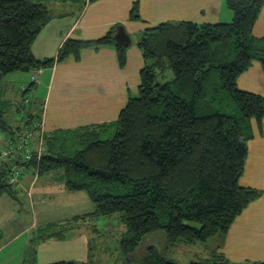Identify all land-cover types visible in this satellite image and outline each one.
Instances as JSON below:
<instances>
[{
  "label": "trees",
  "instance_id": "obj_1",
  "mask_svg": "<svg viewBox=\"0 0 264 264\" xmlns=\"http://www.w3.org/2000/svg\"><path fill=\"white\" fill-rule=\"evenodd\" d=\"M44 1L49 0H0V82L22 67L43 71L69 57L80 59L85 49L105 46L116 48L118 63L125 67L129 46L115 38L121 26L95 39L67 38L57 57L37 58L33 43L52 21ZM227 1L234 13L227 23L164 22L140 33L138 48L145 62L140 92L115 122L43 132L41 160L34 156L24 171L61 174L69 192H88L95 210L41 232L39 240L63 239L87 216L121 213L125 232L120 245L127 264H178L154 245L139 251L144 237L157 231L171 244H215L213 257L191 264H264L233 263L217 252L236 217L264 193L240 183L254 139L253 120H264V96L238 85L254 62H264V36L253 34L264 0ZM129 17L144 21L138 0ZM167 69L174 73L172 80L158 82ZM32 81L31 87L38 80ZM5 113L0 103V131L7 138L1 150L26 128L40 134L33 117L45 125L44 110L26 113L30 116L18 126ZM13 157L0 159V198L14 196L12 169L22 160Z\"/></svg>",
  "mask_w": 264,
  "mask_h": 264
},
{
  "label": "crops",
  "instance_id": "obj_2",
  "mask_svg": "<svg viewBox=\"0 0 264 264\" xmlns=\"http://www.w3.org/2000/svg\"><path fill=\"white\" fill-rule=\"evenodd\" d=\"M53 1L55 12L51 4L44 1L51 9L52 21L43 27L41 34L33 43L32 51L37 58H55L67 38L85 40L99 38L112 26H121L125 29L131 43L127 45L129 46L126 51L127 64L123 68L118 63L114 46L85 49L78 60L69 57L66 61L56 62L54 67L44 68L36 82L38 83L36 93L39 97L41 96V100L32 102L31 104L36 105L29 110L24 105H28L24 88L19 89L26 86L27 81L20 83L16 87L18 90L14 86L8 88L9 94L13 91V96L9 97V101L7 98L5 101L11 102L10 107L15 105V101L20 105L23 104L25 106L23 116H27L26 113L39 114L42 104L45 103L44 131L48 132L116 121L130 97H135L133 95L140 92V70L145 62L142 51L138 48V42L134 43L131 38L133 33L140 35L147 26H157L164 22L193 21L197 24H215L229 22L234 17L227 0H138L140 15L144 20L139 22H132L129 17L136 0H86L84 3L81 0ZM255 23L253 34L262 38L264 36V5ZM32 73L31 71V77ZM19 77L26 78L24 74ZM238 85L240 89L257 92L264 96V62H254L250 70L238 78ZM39 89L45 90V93L40 95ZM20 94L22 95L19 98ZM20 108V106L16 107V112H20ZM11 113L12 110L9 113L10 117ZM32 120L34 123L38 122L36 116ZM252 127L254 139L248 144L249 155L240 183L264 192V120L259 123L254 119ZM35 136L34 143L37 138L39 139L37 134ZM6 140V135L0 131V150L6 144ZM56 174L59 177L58 173L52 172L43 176H35L31 171L25 173V176L16 184L14 196L3 194L0 204L5 197L7 201L13 198L14 203L18 204L19 194L24 195L28 191L30 194L28 197L35 208V197L38 198L46 192L45 183L47 184V181ZM40 179L42 181L38 185ZM0 207L4 211V207L1 205ZM14 210L15 214L12 213L13 216L9 218H14L16 215V207ZM69 221L71 219H66L60 227L62 228ZM31 241L28 240L25 247L29 246ZM221 244L219 252L226 255L227 259L233 263L264 260V193L236 217ZM4 247L6 246H0L1 249ZM18 253H20L18 257L9 255L4 257L6 263L3 264H25L22 250Z\"/></svg>",
  "mask_w": 264,
  "mask_h": 264
},
{
  "label": "rangeland",
  "instance_id": "obj_3",
  "mask_svg": "<svg viewBox=\"0 0 264 264\" xmlns=\"http://www.w3.org/2000/svg\"><path fill=\"white\" fill-rule=\"evenodd\" d=\"M85 1L81 0L83 3ZM48 2L55 12L54 1L49 0ZM171 23L179 22L171 21ZM131 38L135 43L140 40L141 36L138 33H133ZM21 74H24L26 78L21 79L19 77ZM30 74L31 71H23L21 69V71L10 72L0 82V100L4 102L0 103L1 106H5V115H7V118L11 120V124L13 123L14 126L20 124L25 106L29 110L36 105L35 103L31 104L32 102L41 100V96L39 97L36 93L38 83L31 87L33 81ZM173 77L174 73L172 69H167L165 74L160 75L158 82L170 81ZM24 80L27 81L26 86L23 85L24 87L19 89L24 88V91L28 90L27 94H25L28 99V105L24 104L25 106H23V104L20 105L19 102L15 101V105L10 107L11 102L9 103L7 101H9V97L13 96V91H10L9 94L8 88L10 89L14 86L17 89L16 87ZM39 90L40 95L45 93V90ZM22 94H20L19 98ZM138 95L139 92L133 96L138 97ZM6 98L8 99L7 101H5ZM18 106L21 107L20 112H16V107ZM38 106L40 108L39 103ZM44 106L45 103L42 104V110ZM11 110L10 117L9 113ZM14 116L16 120H19L18 122ZM3 134L5 135L4 132ZM37 175L35 174V176ZM41 181L42 179L38 181V185H40ZM47 182L44 185L46 192L38 198L35 197V208L32 206L30 198L28 197L30 195L28 191L24 195L19 194L18 204L14 203V199L10 195L12 199H8L7 201L5 197L4 201L1 202L0 205L4 207V211L0 207V246L5 245L6 247L3 249L0 248V264L6 263L4 257L8 255L18 257L20 250L23 252V262H26V264H52L53 262L64 261L89 262V264H127V259L124 257L120 245L122 235L125 232V225L120 223L121 220L119 217L121 213L108 217L90 219L88 214L95 210V205L92 203L88 192L80 191L69 193L65 189L66 182L61 179L60 174L59 177L57 174L53 175L51 180ZM11 184H13L14 190L17 189L16 182ZM7 194L9 193H4V196H7ZM15 207L17 210L16 215L14 218H9V216H13L12 213L15 214ZM83 215H88L86 221H82L74 231H70L68 234L66 233V237H63V239L51 237L46 240H42L41 238L39 240L38 237L41 235V232L44 234L46 230L53 227L60 229L62 222L66 219L74 220L76 217ZM78 221L81 222V220ZM40 228H44L45 230L41 231ZM28 240L32 241L29 243V246L25 247ZM148 245L158 247L165 258L174 260L178 264H191L192 262L210 259L213 257L212 253L214 249L217 248L211 241L190 244L180 241L177 244H171L162 231L145 236L141 250L139 251L146 250ZM217 252H219V249Z\"/></svg>",
  "mask_w": 264,
  "mask_h": 264
},
{
  "label": "built area",
  "instance_id": "obj_4",
  "mask_svg": "<svg viewBox=\"0 0 264 264\" xmlns=\"http://www.w3.org/2000/svg\"><path fill=\"white\" fill-rule=\"evenodd\" d=\"M41 72V70H34L32 79L38 80L37 78L39 77ZM37 124L40 127V134L39 140L36 142V144L34 143V136L32 132L28 128H26L23 132L16 136L17 138H12L11 140H9L4 150H1L0 152V159L7 158L9 156H14L16 158V156L18 155V157H20V159L22 160L19 165L17 164V161L14 164L10 183L17 182L22 174H25L27 170H24L25 167L27 168V166H25L24 164L26 162H29L34 156H37V159L41 160L40 158L43 153L42 145L44 138V124L43 122L40 123V121ZM14 157L12 158V160H14ZM16 164L17 166H15Z\"/></svg>",
  "mask_w": 264,
  "mask_h": 264
},
{
  "label": "water",
  "instance_id": "obj_5",
  "mask_svg": "<svg viewBox=\"0 0 264 264\" xmlns=\"http://www.w3.org/2000/svg\"><path fill=\"white\" fill-rule=\"evenodd\" d=\"M116 39L125 45H129L131 43L130 37L128 36V34L126 33L125 29L118 28V32L116 34ZM23 71H31V69L29 67H22Z\"/></svg>",
  "mask_w": 264,
  "mask_h": 264
},
{
  "label": "clouds",
  "instance_id": "obj_6",
  "mask_svg": "<svg viewBox=\"0 0 264 264\" xmlns=\"http://www.w3.org/2000/svg\"><path fill=\"white\" fill-rule=\"evenodd\" d=\"M39 122V121H38ZM37 122V123H38ZM33 136H34V134H33ZM37 136H39V134H37ZM35 137V136H34ZM39 139L37 138V140H36V142L38 141ZM43 142H44V138H43ZM36 144V143H35ZM42 148H43V145H42ZM44 151V150H43ZM28 172V171H27ZM32 173H33V175H35L36 173H35V171H31ZM37 174L39 175V173L37 172ZM25 176V175H24ZM22 178L20 177V179L16 182V183H18L20 180H21Z\"/></svg>",
  "mask_w": 264,
  "mask_h": 264
}]
</instances>
